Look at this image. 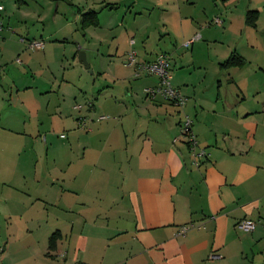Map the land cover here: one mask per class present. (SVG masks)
Masks as SVG:
<instances>
[{
  "label": "crops",
  "instance_id": "1",
  "mask_svg": "<svg viewBox=\"0 0 264 264\" xmlns=\"http://www.w3.org/2000/svg\"><path fill=\"white\" fill-rule=\"evenodd\" d=\"M255 1L0 0V264H264ZM131 49L170 56L183 106L146 96L160 78L136 77ZM82 50L92 73L94 54L112 64L88 88ZM233 53L245 63L223 66ZM185 115L207 151L199 166L174 141ZM8 216L23 224L3 237ZM27 228L39 236L21 239Z\"/></svg>",
  "mask_w": 264,
  "mask_h": 264
},
{
  "label": "built area",
  "instance_id": "2",
  "mask_svg": "<svg viewBox=\"0 0 264 264\" xmlns=\"http://www.w3.org/2000/svg\"><path fill=\"white\" fill-rule=\"evenodd\" d=\"M4 10V5L0 2V12ZM215 22L222 23L220 18H216ZM3 30V22L0 16V39L1 32ZM130 43H135L134 39H131ZM189 43V42H188ZM45 43L43 40H34L30 42V48L37 50L44 48ZM127 65L134 69V75L136 77L154 74L160 78V84L156 87H146L144 92L150 99H155L158 95L162 96L165 100L170 101L178 106H183L186 103V97L174 87L172 83V74L170 71V56L167 53H160L156 60L152 62H139L137 52L131 49L127 55ZM77 108H81V105H77ZM180 136L175 138L174 141L183 139L190 147L193 163L196 166L201 164V161L207 157V151L201 147L196 134L193 131V119L189 115H185L180 128ZM193 225L182 227V232H186ZM239 226L245 230H254L255 223L251 220H241Z\"/></svg>",
  "mask_w": 264,
  "mask_h": 264
},
{
  "label": "rangeland",
  "instance_id": "3",
  "mask_svg": "<svg viewBox=\"0 0 264 264\" xmlns=\"http://www.w3.org/2000/svg\"><path fill=\"white\" fill-rule=\"evenodd\" d=\"M249 4V3H248ZM55 5H57V3L55 4ZM252 6L255 8V9H259L258 7H260L261 9H262V20H261V22H260V27L262 28V29H260L259 31H258V43H259V45L261 46V47H263L264 48V0H256L255 1V3H253L252 4ZM1 18H2V15H1ZM3 19V18H2ZM2 35H3V32H2ZM44 41H46L45 39H43ZM82 51H84V50H82ZM81 52V51H80ZM80 52H78V62H79V65H81V66H83V68H84V71L86 72L85 73V78L84 77H82L81 78V76H82V73L80 72L79 73V77H78V79H80V82H81V84L82 85H84L86 88H88L89 87V85L92 83V82H90V80L92 79H94L95 78V75L97 76V75H99V71H101V75H103V74H105L106 73V71H108V72H110V70L109 69H105V66L107 65V63L108 64H110V66H112V64L110 63L111 61H110V56L108 55V54H106L105 53V55H106V58L107 59H105V63H104V61H102V59L100 58V54H94L95 55V58H93V61H94V65L96 64V65H98L99 66V70H97V68H95V72L94 73H92L93 72V69L91 68V67H87L81 60H80V57H79V55H80ZM104 53V52H103ZM89 55L91 56V59H92V53H89ZM103 55V54H102ZM112 56H120V54L119 55H112ZM141 57V56H140ZM96 59V60H95ZM97 61H98V63H97ZM114 61H117V62H121V59H114ZM88 62H89V64L91 65V62H90V60L88 59ZM68 70H69V68H68ZM115 71V70H114ZM172 71V70H171ZM172 73V76H173V71L171 72ZM93 76H94V78H93ZM92 77V78H91ZM174 77V76H173ZM91 78V79H90ZM83 105V104H82ZM7 219H2V223H1V227H2V236L3 237H7V235H8V233H9V229H8V227H9V225H13V226H15V225H17L18 227L21 225V224H23V222H21L20 221V219H18V218H16L15 220H10V218H9V216L8 217H6ZM25 229V228H24ZM39 232L38 231H35L34 232V234L36 235V234H38ZM33 234V235H34ZM19 235H20V238L21 239H29V238H31V237H33V235H31L30 234V232H29V230H28V228L26 229V232H25V234H21V233H19ZM38 236H39V234H38Z\"/></svg>",
  "mask_w": 264,
  "mask_h": 264
},
{
  "label": "trees",
  "instance_id": "4",
  "mask_svg": "<svg viewBox=\"0 0 264 264\" xmlns=\"http://www.w3.org/2000/svg\"><path fill=\"white\" fill-rule=\"evenodd\" d=\"M90 15V14H89ZM259 12L258 10H249L247 13V22L248 24L255 25L258 19ZM245 63L244 58H242L239 54L233 53L223 64V66H240Z\"/></svg>",
  "mask_w": 264,
  "mask_h": 264
},
{
  "label": "water",
  "instance_id": "5",
  "mask_svg": "<svg viewBox=\"0 0 264 264\" xmlns=\"http://www.w3.org/2000/svg\"><path fill=\"white\" fill-rule=\"evenodd\" d=\"M79 57H80V60L89 68L90 64H89V62L87 60L86 52L85 51H81Z\"/></svg>",
  "mask_w": 264,
  "mask_h": 264
}]
</instances>
